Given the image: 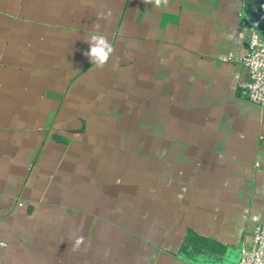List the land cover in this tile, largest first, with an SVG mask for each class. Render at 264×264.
Masks as SVG:
<instances>
[{
  "label": "crops",
  "instance_id": "0c3cea01",
  "mask_svg": "<svg viewBox=\"0 0 264 264\" xmlns=\"http://www.w3.org/2000/svg\"><path fill=\"white\" fill-rule=\"evenodd\" d=\"M253 28L264 0H0V264H238L264 223V109L229 61Z\"/></svg>",
  "mask_w": 264,
  "mask_h": 264
},
{
  "label": "built area",
  "instance_id": "2783aa9c",
  "mask_svg": "<svg viewBox=\"0 0 264 264\" xmlns=\"http://www.w3.org/2000/svg\"><path fill=\"white\" fill-rule=\"evenodd\" d=\"M229 61L242 65L248 70L249 80L241 83L242 93L249 101L264 109V34L262 31L253 28L248 51L245 54L230 53ZM238 264H264V223L256 226L251 243L241 248Z\"/></svg>",
  "mask_w": 264,
  "mask_h": 264
},
{
  "label": "clouds",
  "instance_id": "9594fccd",
  "mask_svg": "<svg viewBox=\"0 0 264 264\" xmlns=\"http://www.w3.org/2000/svg\"><path fill=\"white\" fill-rule=\"evenodd\" d=\"M145 4L154 5L157 8L166 7L168 5V0H144ZM107 15H111L110 11L105 14L101 12L99 14L100 18H106ZM96 29L99 30V24L95 25ZM89 44V49L83 53L91 61V65H95L97 68L102 69L108 62L110 56L114 52V48L110 43L109 39L102 34H93L88 39L85 40ZM83 236H80L75 240V246L83 242Z\"/></svg>",
  "mask_w": 264,
  "mask_h": 264
}]
</instances>
